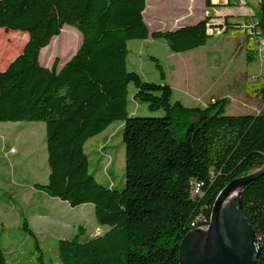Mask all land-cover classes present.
I'll list each match as a JSON object with an SVG mask.
<instances>
[{"label":"trees","instance_id":"trees-1","mask_svg":"<svg viewBox=\"0 0 264 264\" xmlns=\"http://www.w3.org/2000/svg\"><path fill=\"white\" fill-rule=\"evenodd\" d=\"M211 2L204 0L205 7ZM254 2L247 4L252 16L242 23L225 16L222 29L243 27L264 50V0ZM145 8L146 0H0V29L28 37L21 53L0 71V123L43 122L48 176L34 187L71 208L92 205L96 224L105 228L85 241L80 240L83 231L59 240L60 264H180L181 242L208 226L219 193L264 166V112L226 115L224 98L186 107L171 101L166 83L146 82L127 70L130 40H163L172 53H185L211 37L209 17L150 32ZM65 26L80 33L79 48L60 68L57 58L49 68L41 66L40 51ZM130 84L134 102L162 115L131 116ZM114 122L123 123L120 190L95 181L84 153V145ZM240 199L241 214L259 240L253 264H264V173L243 186ZM22 229L40 251L25 219ZM38 262L43 264L41 252ZM0 264H5L2 252Z\"/></svg>","mask_w":264,"mask_h":264},{"label":"rangeland","instance_id":"rangeland-1","mask_svg":"<svg viewBox=\"0 0 264 264\" xmlns=\"http://www.w3.org/2000/svg\"><path fill=\"white\" fill-rule=\"evenodd\" d=\"M211 3L212 7L207 8L204 0H146L143 19L150 32L173 31L209 17L211 37L204 46L185 53H172L163 40H130L127 42V70L136 72L146 82L166 83L172 89L171 101H179L186 107H204L211 99L224 98L226 115L264 112L262 41L254 36L249 38L243 27L227 32L222 29L225 16L235 23H242V18L252 16L253 11L247 4L254 5L255 2L240 0L232 6L224 5L221 0ZM224 13L228 15L223 16ZM27 40L24 33L0 29V71L21 53ZM80 43L81 36L76 29L63 27L60 35L40 51L41 66L50 67L57 58L60 68L77 51ZM248 54L253 56V61L247 60ZM128 91L131 116L162 115L161 111L150 112L145 104L134 102L135 90L131 84ZM122 128V122H114L84 145L89 173L97 183L110 184L116 190L124 187ZM46 160L43 122L0 123V252L5 257V264H39L40 252L43 264H60L59 240H70L83 231L80 240L85 241L105 231L96 224L92 205L71 208L37 191L34 185L44 184L47 180ZM239 192V188L233 189L224 198L219 210L221 215L233 199H239ZM235 202L238 210V200ZM24 219L35 235L40 251L22 229ZM206 232L207 226H202L183 239L180 246L182 263L196 257L199 243H193V240ZM240 232L246 242L257 249V238L241 222Z\"/></svg>","mask_w":264,"mask_h":264},{"label":"bare ground","instance_id":"bare-ground-1","mask_svg":"<svg viewBox=\"0 0 264 264\" xmlns=\"http://www.w3.org/2000/svg\"><path fill=\"white\" fill-rule=\"evenodd\" d=\"M232 190L233 189L223 197L217 212L218 230L222 238L220 245L223 256L222 264H251L256 250L246 242V238L243 236L244 234L242 235L240 232V222L243 223L245 227H247V225L239 212V207L238 210L235 208V201L238 200V198L233 199L231 205L226 207L224 215L219 213L224 198L229 195ZM193 243H199L198 254L195 255L196 257L193 259L189 258L192 259L191 261L187 263H182L181 261L180 264H221L217 258L215 247L211 243L208 232L201 238L198 236L194 238Z\"/></svg>","mask_w":264,"mask_h":264},{"label":"water","instance_id":"water-1","mask_svg":"<svg viewBox=\"0 0 264 264\" xmlns=\"http://www.w3.org/2000/svg\"><path fill=\"white\" fill-rule=\"evenodd\" d=\"M264 173V166L261 167L260 169L256 170L255 172L248 174L246 176L234 179L232 182H230L217 196L213 206H212V210H211V214H210V219H209V223L207 226V231L208 234L210 236L211 239V243L212 245L215 247L216 250V255L217 258L219 260V262L222 264L223 263V256L221 253V242H222V238L220 237L219 234V230H218V220H217V212H218V208L219 205L223 199V197L231 190V189H236L239 188L240 192H239V199H238V207H239V212L241 214V190L243 188V186L245 184H247L249 181L259 177L260 175H262ZM242 215V214H241ZM243 217V216H242ZM244 219V218H243ZM245 221V220H244ZM246 222V221H245ZM247 225V223H246ZM248 226V225H247ZM249 227V226H248ZM250 229V228H249ZM251 230V229H250ZM253 233V232H252ZM254 234V233H253ZM255 235V234H254ZM256 237V236H255ZM257 238V237H256ZM258 240V239H257ZM255 255L253 257L252 263H254L257 254H258V250H259V240H258V247L257 249H255ZM180 263H181V256H180Z\"/></svg>","mask_w":264,"mask_h":264},{"label":"built area","instance_id":"built-area-1","mask_svg":"<svg viewBox=\"0 0 264 264\" xmlns=\"http://www.w3.org/2000/svg\"><path fill=\"white\" fill-rule=\"evenodd\" d=\"M221 1H222L223 4H225V2H226V0H221ZM210 26H211V24H208V27H210ZM207 33H208V28H207ZM198 187L199 186L197 185L196 189L193 192L194 195L198 194Z\"/></svg>","mask_w":264,"mask_h":264},{"label":"crops","instance_id":"crops-1","mask_svg":"<svg viewBox=\"0 0 264 264\" xmlns=\"http://www.w3.org/2000/svg\"><path fill=\"white\" fill-rule=\"evenodd\" d=\"M225 15H228V13H224V14H223V16H225ZM64 63H65V62H64ZM64 63H63V64H64ZM63 64H62V65H63ZM45 67H46V66H45ZM47 68H49V67L47 66ZM37 191H38V192H41V191H39V190H37ZM41 193H42V192H41ZM44 195H45V194H44ZM69 207H70V206H69Z\"/></svg>","mask_w":264,"mask_h":264}]
</instances>
